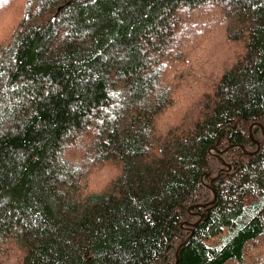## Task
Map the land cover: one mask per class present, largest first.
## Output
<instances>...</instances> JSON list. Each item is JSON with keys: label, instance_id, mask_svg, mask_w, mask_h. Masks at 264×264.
<instances>
[{"label": "trees", "instance_id": "obj_1", "mask_svg": "<svg viewBox=\"0 0 264 264\" xmlns=\"http://www.w3.org/2000/svg\"><path fill=\"white\" fill-rule=\"evenodd\" d=\"M0 1V264H264V0Z\"/></svg>", "mask_w": 264, "mask_h": 264}, {"label": "rangeland", "instance_id": "obj_2", "mask_svg": "<svg viewBox=\"0 0 264 264\" xmlns=\"http://www.w3.org/2000/svg\"><path fill=\"white\" fill-rule=\"evenodd\" d=\"M3 6H4V2L0 1V7H3ZM211 24H213V22ZM261 130L263 131L262 127H261ZM78 148H80V137L77 140V149ZM213 241H215L214 238L212 239V241L208 240L206 243L211 244Z\"/></svg>", "mask_w": 264, "mask_h": 264}, {"label": "water", "instance_id": "obj_3", "mask_svg": "<svg viewBox=\"0 0 264 264\" xmlns=\"http://www.w3.org/2000/svg\"><path fill=\"white\" fill-rule=\"evenodd\" d=\"M60 8H61V7H59L58 10H59ZM250 137H251V135H250ZM227 169H228V168H227Z\"/></svg>", "mask_w": 264, "mask_h": 264}]
</instances>
